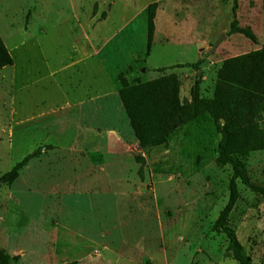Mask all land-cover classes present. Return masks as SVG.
Masks as SVG:
<instances>
[{"label":"rangeland","instance_id":"1","mask_svg":"<svg viewBox=\"0 0 264 264\" xmlns=\"http://www.w3.org/2000/svg\"><path fill=\"white\" fill-rule=\"evenodd\" d=\"M232 5L0 0V35L13 58L0 70V177L37 147L54 146L12 183H0V247L17 257L12 264H239L226 236L212 230L231 167L215 165L220 134L211 117L178 126L166 145L141 149L117 77L123 72L135 84L176 73L183 100L200 78L201 95L210 97L224 59L264 47V0H238L236 10L256 43L228 33ZM199 58L198 71H158ZM136 155L146 161L143 180ZM246 164L264 185V150ZM238 188L229 224L251 263L264 264V197Z\"/></svg>","mask_w":264,"mask_h":264},{"label":"trees","instance_id":"2","mask_svg":"<svg viewBox=\"0 0 264 264\" xmlns=\"http://www.w3.org/2000/svg\"><path fill=\"white\" fill-rule=\"evenodd\" d=\"M237 8L238 0H233V18L228 33L242 34L256 43L257 38L252 30L239 25L236 18ZM156 9L157 2H152L147 7L148 53L154 37ZM105 16L106 12H102L101 19ZM203 62V58H199L193 63H177L161 67L158 71L174 68L198 71ZM11 65L13 58L0 35V70ZM117 77L121 84L118 97L141 149L166 145L178 126L188 124L203 114L211 117L216 131L220 134L215 165L231 167L227 201L212 225V230L226 236L228 248L234 251V259L239 264H252L244 254L235 229L229 224V217L240 197L239 183L255 195L264 197V185L252 181L246 164V159L252 153L264 150V129L260 126L264 112V47L224 59L216 71L210 97L201 95L200 78L195 79L191 85L189 99L183 100L180 97V82L176 73L135 84H130L123 72ZM178 119L180 123L176 125ZM53 148V145L48 144L32 150L0 177V183H12L31 160L39 157L44 150ZM135 161L139 164L138 177L143 180L145 158L136 155ZM15 259L16 256L11 257L0 247V264H12Z\"/></svg>","mask_w":264,"mask_h":264},{"label":"water","instance_id":"3","mask_svg":"<svg viewBox=\"0 0 264 264\" xmlns=\"http://www.w3.org/2000/svg\"><path fill=\"white\" fill-rule=\"evenodd\" d=\"M225 37H226V35L223 33V34L221 35V37H220L219 39H217V40L213 43L211 51H213V50L216 48V46L218 45V43L220 42V40L223 39V38H225ZM179 123H180V120H179V119L176 120L175 124L178 125Z\"/></svg>","mask_w":264,"mask_h":264}]
</instances>
